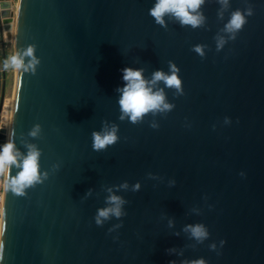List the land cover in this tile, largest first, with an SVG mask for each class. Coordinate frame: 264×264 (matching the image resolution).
<instances>
[{"label":"water","instance_id":"1","mask_svg":"<svg viewBox=\"0 0 264 264\" xmlns=\"http://www.w3.org/2000/svg\"><path fill=\"white\" fill-rule=\"evenodd\" d=\"M156 3L18 0L15 14L0 0V151L8 141L17 160L0 264H264V0H203L196 27L157 23ZM237 12L244 24L230 30ZM7 22L23 61L9 130ZM173 65L179 89L154 80ZM126 68L170 107L132 122ZM114 128L95 150L93 133ZM31 152L38 180L19 194L11 178Z\"/></svg>","mask_w":264,"mask_h":264},{"label":"clouds","instance_id":"2","mask_svg":"<svg viewBox=\"0 0 264 264\" xmlns=\"http://www.w3.org/2000/svg\"><path fill=\"white\" fill-rule=\"evenodd\" d=\"M203 0H157V3L153 9L150 10V15L153 16L157 23L163 24V17L165 14H173L177 17L183 25H192L196 27L199 25L201 18L192 15ZM244 24V19L239 12L235 13L229 25V29H240ZM200 52L201 49L197 47L195 49ZM26 55H32V49L26 53ZM10 64L15 70H19L23 67V61L18 59L16 55L11 56ZM5 67H8L6 63ZM178 69L173 65V74L166 76L163 72L154 73V80H163L168 87H175L179 89L181 87V80L176 75ZM123 79L126 82L123 89V95L120 99L121 110L125 114L130 115L132 122H136L138 118L143 117L145 114L152 110L159 109L161 105L164 108L170 106L164 104V96L153 91L147 86V82L143 77L142 71L126 68L123 70ZM123 119V117H121ZM2 131V130H0ZM115 128L110 133L101 135L100 133H93L94 149H104L107 145L114 144L117 140L115 135ZM16 155L14 154V145L7 143L3 150L0 151V174H4L10 171V166L16 164ZM38 153L31 152L27 158H25L22 170L16 177L11 178V184L16 186V191L19 194H23V189L27 186H31L38 180ZM139 187V186H137ZM113 203L119 204V198L116 196L111 197ZM109 212H115L119 215V208L108 209L100 211L101 217H107ZM99 223V219L97 220ZM193 235L197 238L205 237L207 233L199 226L192 229ZM198 264H203V261H199Z\"/></svg>","mask_w":264,"mask_h":264},{"label":"rangeland","instance_id":"3","mask_svg":"<svg viewBox=\"0 0 264 264\" xmlns=\"http://www.w3.org/2000/svg\"><path fill=\"white\" fill-rule=\"evenodd\" d=\"M13 11L15 12L16 7L18 6V0H13ZM14 40H15V25L13 28V37L12 40L8 42L7 46V55H8V67H7V86H6V97L12 98L13 96V88H14V77H15V69L10 64V58L14 55Z\"/></svg>","mask_w":264,"mask_h":264},{"label":"bare ground","instance_id":"4","mask_svg":"<svg viewBox=\"0 0 264 264\" xmlns=\"http://www.w3.org/2000/svg\"><path fill=\"white\" fill-rule=\"evenodd\" d=\"M18 6L16 7L15 14H17V12H18ZM13 28L14 27L11 24V22H7L6 24L3 25V36H4L5 41L9 42V41L12 40ZM8 107H9V120H8L7 124H8V127H9L8 130H9L10 129V116H11V110H12V98H10V103H9ZM0 233H1V226H0Z\"/></svg>","mask_w":264,"mask_h":264},{"label":"built area","instance_id":"5","mask_svg":"<svg viewBox=\"0 0 264 264\" xmlns=\"http://www.w3.org/2000/svg\"><path fill=\"white\" fill-rule=\"evenodd\" d=\"M5 176H6V173L0 174V226H1V221H2V206H3V197H4Z\"/></svg>","mask_w":264,"mask_h":264},{"label":"flooded vegetation","instance_id":"6","mask_svg":"<svg viewBox=\"0 0 264 264\" xmlns=\"http://www.w3.org/2000/svg\"><path fill=\"white\" fill-rule=\"evenodd\" d=\"M6 56H7V61H8L7 49H6ZM0 68H2V51L1 50H0Z\"/></svg>","mask_w":264,"mask_h":264},{"label":"crops","instance_id":"7","mask_svg":"<svg viewBox=\"0 0 264 264\" xmlns=\"http://www.w3.org/2000/svg\"><path fill=\"white\" fill-rule=\"evenodd\" d=\"M10 1H12L13 2V0H10ZM14 3V2H13Z\"/></svg>","mask_w":264,"mask_h":264}]
</instances>
